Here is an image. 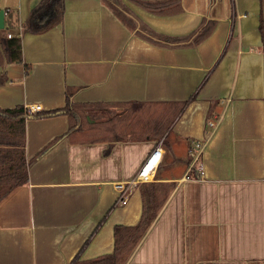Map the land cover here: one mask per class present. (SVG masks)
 Returning <instances> with one entry per match:
<instances>
[{"label": "crops", "instance_id": "obj_1", "mask_svg": "<svg viewBox=\"0 0 264 264\" xmlns=\"http://www.w3.org/2000/svg\"><path fill=\"white\" fill-rule=\"evenodd\" d=\"M40 1L0 0L12 32ZM122 1L136 29L161 36H187L205 19L216 25L196 46L166 47L102 0H64L60 24L22 33L24 62L7 65L0 108L55 110L70 88L77 103H108L86 111L88 123H102L124 111L111 103L195 98L165 141H110L91 128L70 136L67 115L29 117L25 154L34 162L28 182L0 202V264H73L113 252L115 226L141 217V184L131 181L160 143L149 182L167 197L124 264H264V0H141L166 3L161 11ZM4 25L11 29L5 17ZM95 109L112 113L92 120ZM196 140L205 144L203 176L188 155ZM117 185L131 191L125 205Z\"/></svg>", "mask_w": 264, "mask_h": 264}, {"label": "trees", "instance_id": "obj_2", "mask_svg": "<svg viewBox=\"0 0 264 264\" xmlns=\"http://www.w3.org/2000/svg\"><path fill=\"white\" fill-rule=\"evenodd\" d=\"M135 3L145 6L150 11H161L167 6L163 2H144L132 0ZM110 9L127 23L135 33L141 37L166 47H189L196 46L203 42L213 31L216 22L205 19L202 24L193 32L184 37H165L153 33L148 27L135 28L126 18V6L122 0H102ZM64 0H41L31 11L24 23L20 34L14 32L8 37V31L14 28L9 16H4L9 27L0 30V86L8 80L6 67L8 64H20L24 62L22 55L21 35L23 32L37 34L52 29L63 21L65 14ZM157 9V10H156ZM7 11V10H5ZM8 19V20H7ZM264 23V22H263ZM28 70L29 66L25 65ZM65 104L61 108L50 111H40L32 114L23 105L13 108H0V202L15 188L28 182V168L34 159H27L25 154V122L31 118L56 116V114L67 115L69 119V130L66 135L72 136L86 129L99 131V136L110 141H124L126 139L140 140L149 139L165 141V135L174 124V120L194 96L186 101H173L167 103H153L144 101H127L111 103V107H124L122 114L112 113L105 122H89L86 111L93 108H100L108 103H77L74 100V89H66ZM90 118L95 119L90 113ZM56 138L45 148L48 149L56 144ZM160 183L142 182L140 191L142 194V214L135 225H118L114 228V250L108 255L98 256L93 260L81 261L78 257L73 264H124L127 256L132 252L139 240L147 231L151 222L159 213L161 206L166 200L168 190L162 189Z\"/></svg>", "mask_w": 264, "mask_h": 264}, {"label": "built area", "instance_id": "obj_3", "mask_svg": "<svg viewBox=\"0 0 264 264\" xmlns=\"http://www.w3.org/2000/svg\"><path fill=\"white\" fill-rule=\"evenodd\" d=\"M4 16H9L11 14L10 10L4 11ZM23 26L21 23H19L18 29L19 31H22ZM13 33L12 31H8L7 36L12 37ZM30 113H37L41 109V106L33 105L28 107ZM217 125V122L215 120H208V126L210 128H215ZM204 143L200 140H196L191 144V147L188 149V155L191 156L194 163L197 164V169L201 173V176L204 175V163L202 161V152L204 149ZM163 149L161 147V143L156 146L151 153L147 156L143 164L141 165V168L137 172V176L131 181V184L133 185H139L142 184V182H149L152 181L155 177V172L161 163L163 159ZM117 188L123 191V196L121 197L119 204L125 205L128 197L131 193L130 190L126 188V186L123 185H117Z\"/></svg>", "mask_w": 264, "mask_h": 264}, {"label": "rangeland", "instance_id": "obj_4", "mask_svg": "<svg viewBox=\"0 0 264 264\" xmlns=\"http://www.w3.org/2000/svg\"><path fill=\"white\" fill-rule=\"evenodd\" d=\"M92 112V115L95 116V120H106L107 118L110 117L111 113L110 111H102V110H99V109H95L94 112L93 110L91 111ZM94 120V119H92Z\"/></svg>", "mask_w": 264, "mask_h": 264}, {"label": "water", "instance_id": "obj_5", "mask_svg": "<svg viewBox=\"0 0 264 264\" xmlns=\"http://www.w3.org/2000/svg\"><path fill=\"white\" fill-rule=\"evenodd\" d=\"M5 10L2 9L0 11V30H3V28H5V25H4V12Z\"/></svg>", "mask_w": 264, "mask_h": 264}]
</instances>
